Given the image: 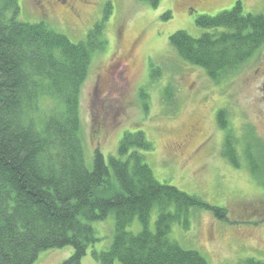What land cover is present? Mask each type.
<instances>
[{
	"label": "trees",
	"instance_id": "16d2710c",
	"mask_svg": "<svg viewBox=\"0 0 264 264\" xmlns=\"http://www.w3.org/2000/svg\"><path fill=\"white\" fill-rule=\"evenodd\" d=\"M137 1L152 8L161 2ZM18 14V0H0V264H35L43 252L68 247L72 254L60 264H81L98 242L91 223L109 217V246L91 252L97 264H207L199 252L170 239L172 227L189 231L194 212L229 223L227 210L159 183L142 155L154 151L143 132L124 133L116 156L105 159L94 150L91 168L86 167L79 99L93 55L107 48L111 4L77 44L43 23L17 21ZM195 24L205 32L193 38L177 31L169 45L213 82L264 46V12L244 14L240 2L216 16H200ZM157 77L150 73L151 80ZM164 93L171 97L169 90ZM216 124L224 133L221 158L234 169L246 162L250 177L264 187L262 141L246 133L241 157L225 111L216 113ZM135 221L140 232L132 234L127 230Z\"/></svg>",
	"mask_w": 264,
	"mask_h": 264
},
{
	"label": "rangeland",
	"instance_id": "374dc122",
	"mask_svg": "<svg viewBox=\"0 0 264 264\" xmlns=\"http://www.w3.org/2000/svg\"><path fill=\"white\" fill-rule=\"evenodd\" d=\"M236 2L244 14L264 12V0H161L157 8L137 0H77L72 11L57 0H18L17 21L43 23L75 44L111 4L107 48L93 55L79 99L86 167L91 168L94 150L105 159L116 156L124 133L143 132L154 151L142 155L159 183L227 210L230 224L194 212L189 231L172 227L170 239L199 252L207 264L264 262V187L250 177L246 162L234 169L221 158L224 133L216 124V113L225 111L241 157L246 133L252 131L264 144V46L236 71L213 82L177 56L169 37L177 31L199 37L205 31L196 26V18L229 11ZM166 12L170 18L164 20ZM119 59L126 63L117 66ZM152 71L158 80L150 79ZM154 221L155 214L152 231ZM91 225L98 242L81 264H97L91 252L105 250L111 242L112 217ZM127 231L139 233L137 221ZM71 254L69 247L43 252L35 264H60Z\"/></svg>",
	"mask_w": 264,
	"mask_h": 264
},
{
	"label": "flooded vegetation",
	"instance_id": "af4514ba",
	"mask_svg": "<svg viewBox=\"0 0 264 264\" xmlns=\"http://www.w3.org/2000/svg\"><path fill=\"white\" fill-rule=\"evenodd\" d=\"M75 1H77V0H57V2L59 3V5L62 6V8H67L69 11H72V8H73L72 5L74 4ZM189 11H191V10H189ZM71 15L74 16L75 14L73 13ZM121 63H126V62L124 60L119 59L117 66H119ZM262 84H263V90H264V83H262Z\"/></svg>",
	"mask_w": 264,
	"mask_h": 264
}]
</instances>
